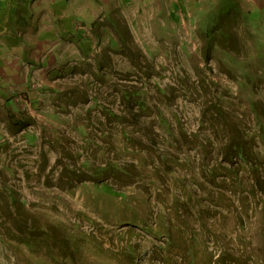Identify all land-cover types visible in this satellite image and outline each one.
<instances>
[{
	"label": "rangeland",
	"instance_id": "374dc122",
	"mask_svg": "<svg viewBox=\"0 0 264 264\" xmlns=\"http://www.w3.org/2000/svg\"><path fill=\"white\" fill-rule=\"evenodd\" d=\"M95 5L90 28L74 32L78 58L43 69L47 82L30 81L22 101L0 107V264H264V117L248 100L264 102V6L208 2L189 24L176 19L138 42L118 4ZM229 11L240 15L227 22L239 62L222 64L216 49L207 62L204 35ZM116 21L132 51L121 50ZM223 65L257 76L255 91ZM215 104L225 114L214 119ZM232 123L262 164L259 178L222 161ZM10 196L28 225L55 227L72 256L60 239L14 240L26 215L10 214Z\"/></svg>",
	"mask_w": 264,
	"mask_h": 264
},
{
	"label": "crops",
	"instance_id": "0c3cea01",
	"mask_svg": "<svg viewBox=\"0 0 264 264\" xmlns=\"http://www.w3.org/2000/svg\"><path fill=\"white\" fill-rule=\"evenodd\" d=\"M98 1L103 7L118 4L141 42L143 35H155L153 28H171L176 19L187 25L201 6L220 0ZM236 1L245 11L264 6V0ZM96 9L95 0H0V107L22 101L25 96L18 94L25 93L30 81L47 82L43 69L78 58L74 32L80 25L90 28Z\"/></svg>",
	"mask_w": 264,
	"mask_h": 264
},
{
	"label": "trees",
	"instance_id": "16d2710c",
	"mask_svg": "<svg viewBox=\"0 0 264 264\" xmlns=\"http://www.w3.org/2000/svg\"><path fill=\"white\" fill-rule=\"evenodd\" d=\"M230 14L231 11L227 13L226 17H222V19L224 18V22L221 21L219 29H214L212 32L206 33L204 35L205 45L202 48V51L205 57V61L208 62L209 60H211L212 52L216 51L220 54L219 59L221 60L222 64H224L226 61L228 62L234 59H236V62H239L240 54H242L243 47L241 46V41L238 32L231 26H229L227 22H236V18L240 15L239 13H234V15ZM122 27H124V29H122ZM112 28L122 30L121 33L120 31H118L119 37H116L121 47V50L132 51V35L127 25L124 22L120 23L119 21H116L115 23H113ZM227 54H231L232 56L226 57ZM221 71L227 76H229L231 79H233L238 84V87L241 91L245 90L248 87L251 88L252 92L255 91V85L259 81V78L257 76H254L252 72L249 73L248 71L243 70L239 74H233L230 72V69L224 67V65L223 68L221 67ZM127 98H130V95H128ZM248 100L252 104V109L256 111L257 114L264 117V102L254 101V98H249ZM210 109L213 110L211 112V115L214 119L216 115L223 116L225 114V111L216 104L214 106H210ZM226 123L229 122L226 121ZM237 128V125L235 123H232L230 131H227L226 133V138L223 144L222 161L226 164H229L230 166H233L234 164L238 163L248 164L250 166L251 173L254 174L256 178H259V176H261L264 171H262L261 169L262 164L258 162L255 158L254 153L252 151L251 142L245 139V137L241 134L240 130ZM227 172V176H229V174L233 171L227 169ZM7 199L11 207L10 214L15 212V216H20V214L26 215V218L23 221L25 225L24 228L22 229L21 226L16 227L19 232H22L21 235H11L14 240L29 242L31 235L35 238L45 235V237L48 238L47 242L51 243H54L55 240L60 239V249L62 250L64 256H67L68 252H70L72 256L73 252H71L66 238L64 236L59 235L58 230L55 227L48 225L44 227V229H42L41 227L39 229V227H33L31 225H28V220L34 219H32L31 216L26 213L22 203H20V201H18L16 197L12 198L10 196ZM33 230H35L34 233H32ZM54 234H58L60 237H56V235L54 236ZM224 259H227V255L224 252H221L218 257V261L222 262ZM228 262H230V260H228Z\"/></svg>",
	"mask_w": 264,
	"mask_h": 264
}]
</instances>
